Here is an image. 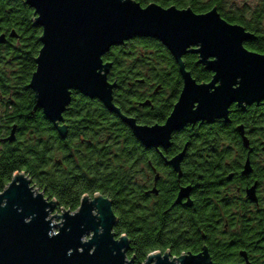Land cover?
<instances>
[{"label": "water", "instance_id": "water-1", "mask_svg": "<svg viewBox=\"0 0 264 264\" xmlns=\"http://www.w3.org/2000/svg\"><path fill=\"white\" fill-rule=\"evenodd\" d=\"M24 3L33 9V25L45 33L38 39L41 47L34 59L35 71L27 88L32 90L36 106L55 124L61 138L66 135V127L59 126L58 122L62 121V113L70 103L72 91L98 99L131 129L142 145L154 148L167 146L172 133L188 123L227 118V110L232 103L244 109L247 105L264 102V55L244 46L245 42L255 38L254 34L239 24L227 22L216 7L199 13L211 18L197 23L190 17L201 19L203 16L189 7L179 9L176 6H160L155 10L156 15L143 18L130 0H24ZM165 10L178 17L168 18L158 14ZM11 35H14L13 31ZM134 37H149L160 41L174 57L183 79L178 101L163 125H138L113 104L115 84L107 80L112 63H104L103 60L99 62L98 73H103L102 85H97L94 76L98 67V53L103 56L112 47L122 45ZM0 41H3L2 37ZM193 41H202L206 49L219 55L220 63L213 65L203 62L197 52H191L198 56V64L204 65L209 71H218V77H223L225 87L233 82L234 75L244 77L246 84L239 96L226 94L210 99L197 112H191L183 106L177 109L185 91H190V85L204 84L197 83L182 62V56L189 52L185 46ZM233 98L236 99L227 107L223 106ZM187 99L186 96L185 101ZM4 140L13 141L14 130ZM183 154L181 152L170 161L177 172ZM18 175L27 182V191L33 194V198L40 195L44 207L26 191H6L13 186L12 181H15L16 188L21 187ZM4 192L0 196V264H134L133 258L127 256V236L123 234L118 237L113 231L117 217L112 211L110 199L100 194L91 197L83 195L75 211L64 210L61 214L50 215L57 207V201L49 200L38 189L34 190L31 179L24 172H15L0 194ZM187 195L188 189H180L176 202ZM85 200L90 206L84 209L76 221H69L70 233L49 239V225L44 221L55 216L59 222L53 226L59 231L58 225L66 223L63 217L75 215ZM83 234L93 235V240L87 245L81 244L86 239ZM108 235L113 237L112 242ZM93 246L96 251L90 255ZM77 247L84 249L82 254L75 252ZM69 249L73 250L72 255L67 254ZM184 255L188 254L179 256ZM191 256L187 260L181 258V264H205V256ZM142 264H173V261L168 251H155L149 253Z\"/></svg>", "mask_w": 264, "mask_h": 264}, {"label": "trees", "instance_id": "trees-1", "mask_svg": "<svg viewBox=\"0 0 264 264\" xmlns=\"http://www.w3.org/2000/svg\"><path fill=\"white\" fill-rule=\"evenodd\" d=\"M156 3L162 7H169L170 4L179 9L189 7L198 14L216 7L227 22L239 24L254 34L253 40L244 43L248 50L264 53V0H245L240 6H235L231 0H156ZM32 19L33 9L24 0H0V24L6 26L8 31L14 30L17 35L14 40L20 43L12 56L22 58L17 85L19 93L3 97L5 120L7 125L16 123L17 136L15 144L0 154V192L15 172H24L31 179L33 188L49 200L57 201L59 211L73 212L78 208L83 195L91 197L100 194L112 203V211L117 217L113 231L118 237L123 234L127 236V256L133 258L134 264H142L151 252L164 253L169 247L168 243H162L158 208L153 206V217L151 220L147 218V200L142 189L145 149L134 138L129 127L116 114L109 112L98 99L71 93L70 103L64 113L70 130L64 140H60L56 132H51L58 160L54 163L50 161L47 149L50 134L48 121L40 111H34V95L27 88L35 69L34 59L41 47L38 40L41 28L34 26ZM147 50L153 52L149 59V68L156 77L153 80L159 84H168L172 91L174 89V96L180 81L175 67V71L171 72L174 80L167 78L173 61L167 59L169 54L158 41L147 37L131 38L122 45L112 47L102 56V60L104 63H113L107 80L112 82L116 79L118 83L114 90V105L123 114L135 116L142 124H154L160 118L154 119L138 107L131 96L130 86L135 84L133 78L141 77L148 65ZM183 61L196 80L205 81L208 78L206 71L195 66L196 56L187 54ZM168 109L166 103L157 109V115L165 116ZM70 141H75L73 157L78 162L73 161V153L68 152L65 145ZM85 149L90 152L86 158L92 159L90 169L86 168L83 161L87 153ZM152 159L153 163L160 164L155 152L152 153ZM98 161L101 164L100 170ZM85 169L89 171L87 174L82 172ZM172 251V255H178L177 251Z\"/></svg>", "mask_w": 264, "mask_h": 264}, {"label": "flooded vegetation", "instance_id": "flooded-vegetation-1", "mask_svg": "<svg viewBox=\"0 0 264 264\" xmlns=\"http://www.w3.org/2000/svg\"><path fill=\"white\" fill-rule=\"evenodd\" d=\"M0 37L3 39L0 41L1 154L4 149L15 144L17 136L16 123L7 125L5 120L3 97L19 93L17 85H19L22 58L12 56L13 51L20 45L19 41L14 40L17 37L14 30L8 31L6 26L0 24ZM164 48L170 55L167 59L173 61L167 78L174 80L171 72L175 71L173 70L175 67L180 87L172 96L174 89L172 91L168 84H159L153 80L156 77L149 68V59L152 58L153 52L147 50L148 65L141 77L133 78L135 84L130 85L131 96L146 114L160 120L154 124H142L135 116L123 114L116 106L123 115L133 118L138 125H163L181 94L183 79L178 65L170 51L165 46ZM187 54L196 56L195 66L206 71L208 74L206 80H211L212 72L197 63L196 54L186 53L182 56V62L184 63L183 57ZM192 78L195 79L193 76ZM205 81L196 80L197 83ZM111 83L115 84L114 100V90L118 87V83L116 79ZM169 84L173 85L171 82ZM140 98L143 100H137ZM166 103L169 105L167 114L157 115L159 112L157 109L165 106ZM262 108L264 102L247 105L244 109L232 103L228 107L227 118H215L212 122L198 120L188 123L172 133L167 146L146 147L134 137L145 149L143 171L145 177L142 180V189L147 200V218L152 219V207H157L162 243H168L169 248L165 249V252L168 251L171 257L175 256L172 255L174 250L178 255L205 256V264H264V113ZM37 110L44 116L43 111L36 106L35 100L34 111ZM65 111L62 113V121L58 122L59 126L66 127L64 138L60 137L55 124L47 119L50 129L47 149L49 159L53 163L58 160L55 155L53 133L56 132L59 139L64 140L70 130L67 118L64 117ZM12 130H14V140L5 141ZM65 145L68 152L73 153V157L75 141L66 142ZM82 146H84L83 142ZM84 151L87 153L83 161L86 168L90 169L92 159L86 158L90 152L88 149ZM153 152L160 160L159 165L153 163ZM181 152L184 154L177 172L170 161ZM94 154L98 155V153ZM73 161L78 162L74 157ZM98 168L101 169L99 161ZM87 169L82 172L87 174L89 172ZM182 188L188 189V195L177 203L176 199ZM188 250H191V253Z\"/></svg>", "mask_w": 264, "mask_h": 264}, {"label": "snow or ice", "instance_id": "snow-or-ice-1", "mask_svg": "<svg viewBox=\"0 0 264 264\" xmlns=\"http://www.w3.org/2000/svg\"><path fill=\"white\" fill-rule=\"evenodd\" d=\"M130 3L132 5L135 6L137 13L143 17V18H149L153 15H156V11L158 10V8L160 7V5L156 4V0H130ZM169 7L175 8L174 4H170ZM211 11V9H210ZM160 16L163 17H168V18H172V17H178L177 14L175 13H169L167 12V10L163 11V12H159L158 13ZM200 16H203V14H198ZM194 22L200 23L204 20L210 19L211 17H207V16H203V18L201 19H197L195 17H190ZM41 35H45V33H41ZM185 49H188L189 53L191 52H197L200 57L202 58L203 62H206L207 64H219L220 63V57L218 54H213L211 52V50L206 49L204 43L202 41H193L191 43H189L188 45L185 46ZM261 55H264V53H261ZM97 64L98 67L95 69L94 72V76L96 78V82L97 85H102L103 84V73L99 72L98 73V68H99V62L103 59L102 56L97 55ZM212 72V76L213 78L211 80H206L204 82L203 85L201 86H196L194 83L192 85H190V91H185L184 95L181 97L179 103H178V108L180 107H187L188 110H190L191 112H197L198 110L201 109V107L203 106L204 103H206L208 100L210 99H216L220 96L226 95V94H230L233 97H237L239 96V94L242 92V90L245 87V79L242 75H234L233 76V82L225 87V83H224V79L222 76L218 77V71L217 70H211ZM68 88V87H67ZM196 90H199V92L197 93ZM188 97V99L185 101V97ZM236 98H233L230 102L224 104V107H227L228 104H230L233 100H235ZM196 104V107L193 108V104ZM149 135H151V133H149ZM17 177H19L20 179H18L20 181L21 187L16 188L15 187V181H12V187H9L6 191H11V190H22V191H26L29 193V195L32 197V199L34 201H36L38 204H40L42 207H44V205L41 202V197L40 195H36L33 198V194L29 191H27V182L24 181L23 177L18 175ZM5 191V192H6ZM4 193L0 194V196H3ZM38 198V199H37ZM90 205L87 204V201L85 200L84 205L75 213V215H73L72 217H66L64 216V220L66 221L65 224H61L58 225L59 227V231L55 230L56 226L54 225V221L52 218H49L48 221H44L46 224L49 225V229L47 231V236L49 239H56V238H60L63 235H67L70 233L71 231V227L69 225V221H76L79 218V215L84 211L85 208H88ZM0 207H2V205H0ZM25 223H27V221H25ZM67 229V231H66ZM82 236H85V242L81 243L83 245H87L90 241L93 240V235L92 236H88L87 234H83ZM110 241L112 242L113 237L108 235ZM118 239V237H117ZM80 249V251H77V249ZM91 251H89V254L91 255L92 253H94L96 251L95 246H93L92 248H90ZM89 249V250H90ZM72 249L68 250V255H72ZM84 251L83 248L77 247L75 249V252L77 254H82ZM189 253H191V250H188ZM181 258H185L186 260L188 258H192L191 254L188 255H184V256H173L172 257V261L173 264H181ZM129 259H132L131 257H129Z\"/></svg>", "mask_w": 264, "mask_h": 264}, {"label": "rangeland", "instance_id": "rangeland-1", "mask_svg": "<svg viewBox=\"0 0 264 264\" xmlns=\"http://www.w3.org/2000/svg\"><path fill=\"white\" fill-rule=\"evenodd\" d=\"M231 2H233V4H235V6H240L241 3L245 2V0H231ZM28 178V177H27ZM34 190H37L36 188H34ZM63 210H60L56 208L53 209V211H51L50 215H54V214H61ZM53 221L55 222L54 224H57L59 222V220L54 216L52 217Z\"/></svg>", "mask_w": 264, "mask_h": 264}]
</instances>
